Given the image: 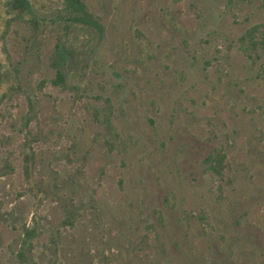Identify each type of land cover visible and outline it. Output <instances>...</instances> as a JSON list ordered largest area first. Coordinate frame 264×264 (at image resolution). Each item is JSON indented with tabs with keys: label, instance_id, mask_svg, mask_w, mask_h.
Listing matches in <instances>:
<instances>
[{
	"label": "rangeland",
	"instance_id": "374dc122",
	"mask_svg": "<svg viewBox=\"0 0 264 264\" xmlns=\"http://www.w3.org/2000/svg\"><path fill=\"white\" fill-rule=\"evenodd\" d=\"M28 1L0 0V264H264V0Z\"/></svg>",
	"mask_w": 264,
	"mask_h": 264
},
{
	"label": "trees",
	"instance_id": "16d2710c",
	"mask_svg": "<svg viewBox=\"0 0 264 264\" xmlns=\"http://www.w3.org/2000/svg\"><path fill=\"white\" fill-rule=\"evenodd\" d=\"M8 6L16 11L17 15H20L25 12L31 11V6L28 0H8ZM65 6L69 11L70 20L72 21H80V22H89L87 19L88 15L85 11V7L80 0H65ZM30 21H34V19H30ZM35 22V21H34ZM54 84H63V78L60 73L57 74V77L52 80Z\"/></svg>",
	"mask_w": 264,
	"mask_h": 264
}]
</instances>
